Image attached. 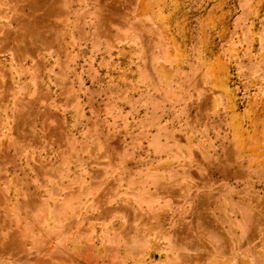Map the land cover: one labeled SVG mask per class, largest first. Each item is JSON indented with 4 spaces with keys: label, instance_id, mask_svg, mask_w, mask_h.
Masks as SVG:
<instances>
[{
    "label": "rangeland",
    "instance_id": "obj_1",
    "mask_svg": "<svg viewBox=\"0 0 264 264\" xmlns=\"http://www.w3.org/2000/svg\"><path fill=\"white\" fill-rule=\"evenodd\" d=\"M0 264H264V0H0Z\"/></svg>",
    "mask_w": 264,
    "mask_h": 264
}]
</instances>
